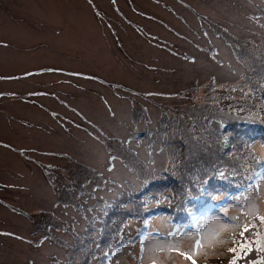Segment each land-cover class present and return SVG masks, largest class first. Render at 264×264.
Returning <instances> with one entry per match:
<instances>
[{
    "label": "rangeland",
    "instance_id": "rangeland-1",
    "mask_svg": "<svg viewBox=\"0 0 264 264\" xmlns=\"http://www.w3.org/2000/svg\"><path fill=\"white\" fill-rule=\"evenodd\" d=\"M261 32L264 0H0V264H109L101 247L119 237L121 223L132 237L105 250L122 247L111 264H229L234 247L253 241L264 252V176L252 194L189 234L167 233V212L153 215L146 229L139 218L149 206L181 208L189 193L208 192L213 186L199 176L230 170L227 164L240 165V184L251 188L246 167L254 174L264 144L248 147L241 135L227 141L235 152L221 149L210 133L219 118L209 109L264 108L263 79L246 74L264 71V45L256 56L238 46L256 45ZM214 78L235 92L218 105L215 92L205 91ZM151 145L174 164L164 169L160 155L158 163L143 162L145 152L154 156ZM47 161L48 178L36 164ZM96 170L114 180L95 188L88 182L100 185ZM126 190L133 204L123 207ZM106 204L112 208L105 212ZM91 236L101 241L89 243Z\"/></svg>",
    "mask_w": 264,
    "mask_h": 264
},
{
    "label": "trees",
    "instance_id": "trees-1",
    "mask_svg": "<svg viewBox=\"0 0 264 264\" xmlns=\"http://www.w3.org/2000/svg\"><path fill=\"white\" fill-rule=\"evenodd\" d=\"M248 42V41H247ZM240 48H243V52L250 54L252 53L254 56H256L260 51L259 48L256 45H240L238 44ZM262 59V56L259 55V60ZM247 77L250 76L252 79L254 78L255 75V70L248 69L246 71ZM173 217H176V213H173ZM259 259H264V254L258 247H250L249 250H247L245 253L240 252V254L233 256L229 260V264H248L250 261L252 264H259L258 260ZM71 264V262L69 263Z\"/></svg>",
    "mask_w": 264,
    "mask_h": 264
},
{
    "label": "snow or ice",
    "instance_id": "snow-or-ice-1",
    "mask_svg": "<svg viewBox=\"0 0 264 264\" xmlns=\"http://www.w3.org/2000/svg\"><path fill=\"white\" fill-rule=\"evenodd\" d=\"M194 264H195V262H194Z\"/></svg>",
    "mask_w": 264,
    "mask_h": 264
}]
</instances>
